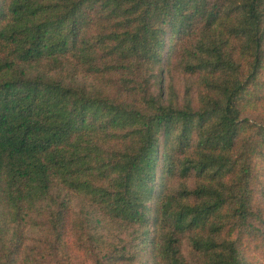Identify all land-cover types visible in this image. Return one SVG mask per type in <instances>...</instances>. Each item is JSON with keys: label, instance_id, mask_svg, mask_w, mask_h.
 Returning a JSON list of instances; mask_svg holds the SVG:
<instances>
[{"label": "trees", "instance_id": "16d2710c", "mask_svg": "<svg viewBox=\"0 0 264 264\" xmlns=\"http://www.w3.org/2000/svg\"><path fill=\"white\" fill-rule=\"evenodd\" d=\"M263 110L264 0H0V264H264Z\"/></svg>", "mask_w": 264, "mask_h": 264}, {"label": "rangeland", "instance_id": "374dc122", "mask_svg": "<svg viewBox=\"0 0 264 264\" xmlns=\"http://www.w3.org/2000/svg\"><path fill=\"white\" fill-rule=\"evenodd\" d=\"M168 79H169V77H168V75H167V73L165 74V80H166V82L168 81ZM176 81L178 82V84H179V81H178V79L176 78ZM262 113H264V110L262 111ZM136 264H139V262H136Z\"/></svg>", "mask_w": 264, "mask_h": 264}]
</instances>
